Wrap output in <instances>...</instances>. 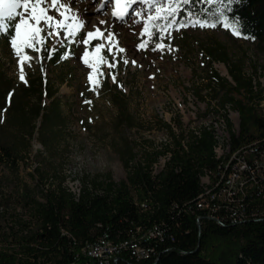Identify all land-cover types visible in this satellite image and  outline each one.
Segmentation results:
<instances>
[{"label":"rangeland","instance_id":"1","mask_svg":"<svg viewBox=\"0 0 264 264\" xmlns=\"http://www.w3.org/2000/svg\"><path fill=\"white\" fill-rule=\"evenodd\" d=\"M123 1L127 7L121 14H126L114 17L111 11L117 0H57L55 5L44 0L41 7L48 15L72 25L76 36L73 39V35L54 26L48 28L41 21L44 40L37 51L21 47L18 54L8 38L9 30L3 32L0 88L1 82L8 83L9 89L2 87L5 95L14 102L22 99L31 110L40 98L32 93L25 99L19 95L39 79L48 82L57 95L55 100L42 97L44 111L50 113L44 125L41 118L23 123L19 114L8 111L9 102L0 107V141L14 145L21 161L25 157L17 172L0 166L2 232L17 230V221L27 219L16 202L17 194L25 188L36 193V169L54 181L62 177H110L118 183L126 177L123 160L127 157L122 153L129 147L142 158L171 145L172 135L187 137L225 115L232 130L238 132V113L229 102L222 104L235 85L230 69L241 70L264 92L263 45L240 38L224 23L211 29L194 16H180L179 0ZM156 8L161 11L157 13ZM23 15L29 17V13ZM19 19L8 23L12 27ZM75 23L83 26L77 28ZM97 30L103 35L88 40L87 33ZM101 44L104 47L97 53ZM57 49H61L60 57L67 55L64 61L47 57ZM209 51L227 52L229 63L216 62ZM21 68L24 81L20 79ZM214 73L220 81H214ZM232 97L244 101L245 91L232 93ZM258 110L264 113V100ZM126 117L131 119L130 125ZM30 125L40 130L28 143L24 137ZM41 136L50 137L49 149L43 147ZM164 161L163 157L158 159L160 165Z\"/></svg>","mask_w":264,"mask_h":264},{"label":"trees","instance_id":"2","mask_svg":"<svg viewBox=\"0 0 264 264\" xmlns=\"http://www.w3.org/2000/svg\"><path fill=\"white\" fill-rule=\"evenodd\" d=\"M179 7L180 16H194L211 29L224 23L226 29L236 32L240 38L264 46V0H209L208 3L179 0ZM8 25V38L12 42L15 29ZM56 29L69 35L67 27ZM71 35L75 39L73 26ZM2 36L3 33L0 38ZM43 40L41 36L32 48H23L37 51L43 47ZM60 51L50 52L47 57L64 61L67 55L60 57ZM209 52L216 62L229 63L227 52ZM229 74L235 85L222 104L229 102L239 117L237 133L227 119L230 150L243 156L240 158H245L254 171L256 160L264 161V113L258 110L264 92L252 78L246 79L241 70L230 69ZM213 79L221 80L217 73L213 74ZM36 82L23 88L19 95L24 99L31 93L37 95L40 100L36 107L27 110L22 99L14 102L12 97H7L2 87H9L4 82L0 88V107L9 102L10 109H23V123L41 118L44 125L50 120V113L44 111L42 97L55 100L57 92L42 79ZM242 91H245L244 101L232 97V93ZM124 120L131 124L129 117ZM38 130L39 127L30 125L24 139L29 143ZM40 142L44 148L51 147L49 136H41ZM172 142L142 158H137L129 147L122 153L127 157L123 160L126 177L118 183L110 177L84 178L78 200L64 187V177L54 181L41 169H36L39 180L36 193L25 188L17 194L16 202L27 219L18 220L17 230L9 233L2 232L0 224V264H99L83 249L100 237L125 242L151 230L160 232L161 237L155 235L141 241L149 249L148 258L138 259L131 248L125 247L109 264H264L262 176L250 174L247 177V194L239 198L236 205L232 203L229 211L221 208L208 215L206 209L198 206L204 192L201 178L208 172L213 184L225 170L224 160L217 159L214 153L213 131L203 126L187 137L172 135ZM163 156L168 159L155 174L153 165ZM23 160L15 147L0 141V166L17 172ZM240 203H244V210L240 209ZM233 210L237 220L230 215Z\"/></svg>","mask_w":264,"mask_h":264},{"label":"built area","instance_id":"3","mask_svg":"<svg viewBox=\"0 0 264 264\" xmlns=\"http://www.w3.org/2000/svg\"><path fill=\"white\" fill-rule=\"evenodd\" d=\"M228 116L219 117L218 120L212 126L206 125L207 128L212 129L213 135L216 141L214 146V153L217 159H223L225 170L221 173L219 179L212 184L211 177L208 172L201 178L203 195L198 206L202 209H206L208 215H211L214 211L224 208L225 211H229V207L237 204L239 198L247 194V177L250 174H259L263 178L264 182V161L256 160L255 164L257 169L251 171L245 158H240L237 153H231L229 140L230 133L227 124ZM230 120V119H229ZM40 144V143H39ZM42 147V145L40 144ZM43 148V147H42ZM41 148V150H42ZM164 160L168 159L163 156ZM164 161V163H165ZM159 162L154 163L153 172L159 173L163 166ZM36 168V165L35 167ZM256 172V173H255ZM64 187L73 195L75 200H78L81 193V180L80 178H65ZM39 200H42L38 196ZM240 209L244 210V203H240ZM233 220H237V213L235 210L231 212ZM161 237L160 232L157 230H151L147 234H142L140 237L125 242H113L106 236L100 237L94 243L88 245L83 249L86 255L94 260H97L99 264H109V262L116 256V254L125 247H129L133 250L138 259H144L149 257V249L141 244V241L147 240L154 236Z\"/></svg>","mask_w":264,"mask_h":264},{"label":"snow or ice","instance_id":"4","mask_svg":"<svg viewBox=\"0 0 264 264\" xmlns=\"http://www.w3.org/2000/svg\"><path fill=\"white\" fill-rule=\"evenodd\" d=\"M43 2L44 0H0V35L8 30V21H13L16 20L17 17H20L19 22L12 25L15 29V38H12V46L16 48L18 54L21 51V47L32 48L35 42H39L41 40L40 34L44 31V29L39 26L41 21H44L48 28H52L54 24L58 28L67 27L69 35L72 34V26L59 21H54L53 16L48 15L47 9L41 7ZM117 2L119 4V0H117ZM142 2H144V0H142ZM146 2L151 3V0H146ZM56 3L57 0H52L53 5ZM60 7H63V5H60ZM21 9L23 12L19 11ZM155 10L157 13L161 11L160 8H156ZM24 13H29V17L25 18L23 15ZM61 15H63V13H61ZM30 20L35 23H30ZM82 26L83 25L80 23H75V27L77 28ZM145 31H147V29H145ZM49 35H51V33H49ZM87 35L88 40H91L95 36H102L103 33L97 30L96 32L89 31ZM18 40L20 41L19 45ZM88 40H85L84 43L87 44ZM157 46L161 47L160 45ZM103 47L104 45L101 44L96 48V52L99 53ZM141 47H143V45H141ZM121 51H123V49H121ZM84 55L85 62L87 63L88 53L85 52ZM124 62L127 63V61ZM134 62L135 61H133V63ZM21 63H23V61H21ZM20 79L22 81L25 80L23 68H21ZM89 79H91V77H89ZM113 79H115V77H113Z\"/></svg>","mask_w":264,"mask_h":264},{"label":"bare ground","instance_id":"5","mask_svg":"<svg viewBox=\"0 0 264 264\" xmlns=\"http://www.w3.org/2000/svg\"><path fill=\"white\" fill-rule=\"evenodd\" d=\"M91 2V0H88V3ZM112 7V6H111ZM127 6L124 5L123 0H119V4H116L115 7H113L111 14L115 17H121V11L124 10ZM110 14V13H109Z\"/></svg>","mask_w":264,"mask_h":264},{"label":"crops","instance_id":"6","mask_svg":"<svg viewBox=\"0 0 264 264\" xmlns=\"http://www.w3.org/2000/svg\"><path fill=\"white\" fill-rule=\"evenodd\" d=\"M10 107V106H9ZM8 107V111H10V112H13V114L15 115V114H19V116L21 117V111L23 110L22 108H21V110H15V109H10ZM13 118H14V116H13ZM21 119H23L22 117H21ZM6 145H8V146H11V147H14V145H9V144H7V143H5Z\"/></svg>","mask_w":264,"mask_h":264}]
</instances>
